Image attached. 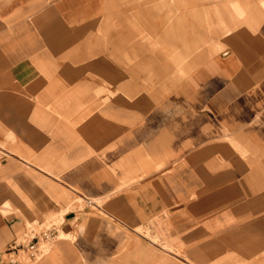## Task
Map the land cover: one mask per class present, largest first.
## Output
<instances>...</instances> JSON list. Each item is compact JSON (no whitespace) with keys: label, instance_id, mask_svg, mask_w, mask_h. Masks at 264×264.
Listing matches in <instances>:
<instances>
[{"label":"crops","instance_id":"0c3cea01","mask_svg":"<svg viewBox=\"0 0 264 264\" xmlns=\"http://www.w3.org/2000/svg\"><path fill=\"white\" fill-rule=\"evenodd\" d=\"M77 196L28 264H264V0H0V264Z\"/></svg>","mask_w":264,"mask_h":264},{"label":"rangeland","instance_id":"374dc122","mask_svg":"<svg viewBox=\"0 0 264 264\" xmlns=\"http://www.w3.org/2000/svg\"><path fill=\"white\" fill-rule=\"evenodd\" d=\"M86 201H90L91 203H87ZM66 207L63 208V212L59 215L54 214V215H47L45 219L38 225L35 223L34 227L26 226L25 231L21 234H19L15 240V245L16 244H22L26 248V252L24 253L25 259H20V257L17 256V260L21 264H28L30 263L29 261V255L32 254L33 257H36L37 253L39 250H32L31 248L34 246V239H31V237H36L35 240L38 241L37 247H41L43 242H52L54 234H52V231L56 230V233H58L59 229V223L61 222L62 218H64L63 214L71 211L69 216H74L79 217V216H90V217H95V216H102L101 210L97 209L101 203L100 198H91V199H83L82 197L77 196L73 201H66ZM30 230V233H29ZM127 232H129L127 230ZM142 234L148 235V232L146 230L141 231ZM152 234H156L155 232L151 231ZM60 233V232H59ZM158 238L156 237L154 239V242H158ZM32 243V244H31ZM180 245L181 243L179 242H174V245ZM198 243H190V246L192 245H197ZM156 245V244H155ZM158 246V245H156ZM181 246V245H180ZM49 247V245L44 246V251ZM20 252V251H19ZM182 251H180L179 254L173 255L172 258L177 264H183L182 261H184V258L182 256ZM194 254L191 253L189 255V259L195 263L198 264H204L205 259H202V257H199L198 254L199 252L194 251ZM194 255V256H193ZM202 259V260H201ZM204 260V262H202ZM208 260V259H207ZM186 261V260H185ZM212 261V259H211ZM224 262L227 264H235L232 263L230 257L224 259Z\"/></svg>","mask_w":264,"mask_h":264},{"label":"built area","instance_id":"2783aa9c","mask_svg":"<svg viewBox=\"0 0 264 264\" xmlns=\"http://www.w3.org/2000/svg\"><path fill=\"white\" fill-rule=\"evenodd\" d=\"M87 203H89V201H86Z\"/></svg>","mask_w":264,"mask_h":264}]
</instances>
